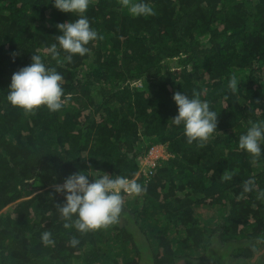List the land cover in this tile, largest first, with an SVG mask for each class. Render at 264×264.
Segmentation results:
<instances>
[{
  "label": "trees",
  "instance_id": "obj_1",
  "mask_svg": "<svg viewBox=\"0 0 264 264\" xmlns=\"http://www.w3.org/2000/svg\"><path fill=\"white\" fill-rule=\"evenodd\" d=\"M146 2L154 14L144 17L91 0L103 39L59 65L44 52L75 17L52 0H0V264H264V155L238 145L264 120V0ZM32 54L64 77L69 99L57 112L26 114L6 100ZM175 92L199 93L217 113L208 141L189 144L172 124ZM156 145L167 157L147 166ZM89 166L147 191L124 196L117 223L80 233L64 227L54 186ZM249 178L257 190L245 193Z\"/></svg>",
  "mask_w": 264,
  "mask_h": 264
},
{
  "label": "clouds",
  "instance_id": "obj_2",
  "mask_svg": "<svg viewBox=\"0 0 264 264\" xmlns=\"http://www.w3.org/2000/svg\"><path fill=\"white\" fill-rule=\"evenodd\" d=\"M53 5L61 12L70 13L74 20L56 25L60 35L55 36L56 43L45 49L57 64L71 63L75 55L84 56L90 52V42L103 39L91 27L87 16L91 0H52ZM122 7L127 8L132 16H151L153 7L146 0H120ZM61 51L65 53L61 57ZM64 77L55 67L48 66L41 54H32L31 63L21 67L11 76L6 93V100L26 114L33 113L44 106L50 112L61 110L69 99L63 87ZM238 82L235 77L229 81L228 87L236 92ZM173 100L178 106V114L171 118L175 126H183V133L189 144L206 142L217 130V113L210 109L206 100L199 93L189 96L175 92ZM239 148L249 153L254 159L264 155V120L251 122L244 134L239 136ZM163 145H156L154 148ZM152 148L151 152L154 150ZM150 152V153H151ZM167 154V153H166ZM167 156V155H166ZM165 158V157H160ZM146 164V163H145ZM148 165V164H146ZM151 166V165H150ZM234 173L223 175L224 180L232 179ZM89 177L94 179L90 182ZM56 192L64 193L65 201L57 205V211L66 229L74 228L80 233H87L107 228L118 222L124 209V196H140L146 192V186L136 179L120 174H108L94 170H79L68 175L63 184L54 186ZM255 178L243 182L245 193L256 191ZM257 199H264V190H259ZM41 242L45 246L55 243L50 231L41 234ZM78 239L70 240L75 247Z\"/></svg>",
  "mask_w": 264,
  "mask_h": 264
},
{
  "label": "rangeland",
  "instance_id": "obj_3",
  "mask_svg": "<svg viewBox=\"0 0 264 264\" xmlns=\"http://www.w3.org/2000/svg\"><path fill=\"white\" fill-rule=\"evenodd\" d=\"M166 150L164 146H158L157 148H154V150L147 156L145 159V163L148 165H153L155 163V160L162 157H167L166 156ZM147 165V166H148Z\"/></svg>",
  "mask_w": 264,
  "mask_h": 264
},
{
  "label": "built area",
  "instance_id": "obj_4",
  "mask_svg": "<svg viewBox=\"0 0 264 264\" xmlns=\"http://www.w3.org/2000/svg\"><path fill=\"white\" fill-rule=\"evenodd\" d=\"M154 165V164H153ZM152 166V165H151Z\"/></svg>",
  "mask_w": 264,
  "mask_h": 264
}]
</instances>
